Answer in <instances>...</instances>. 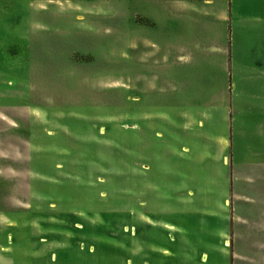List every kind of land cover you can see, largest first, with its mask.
Returning a JSON list of instances; mask_svg holds the SVG:
<instances>
[{"label":"rangeland","instance_id":"374dc122","mask_svg":"<svg viewBox=\"0 0 264 264\" xmlns=\"http://www.w3.org/2000/svg\"><path fill=\"white\" fill-rule=\"evenodd\" d=\"M0 264H264V20L0 0Z\"/></svg>","mask_w":264,"mask_h":264},{"label":"crops","instance_id":"0c3cea01","mask_svg":"<svg viewBox=\"0 0 264 264\" xmlns=\"http://www.w3.org/2000/svg\"><path fill=\"white\" fill-rule=\"evenodd\" d=\"M236 10H240L247 18L264 20V0H233ZM239 2H242L239 4ZM238 7V8H237ZM256 22V21H255ZM263 29L262 27H260ZM259 30V29H258ZM258 41V50L261 44ZM260 45V46H259ZM262 47V46H261Z\"/></svg>","mask_w":264,"mask_h":264}]
</instances>
